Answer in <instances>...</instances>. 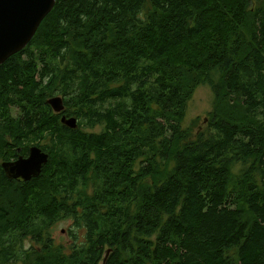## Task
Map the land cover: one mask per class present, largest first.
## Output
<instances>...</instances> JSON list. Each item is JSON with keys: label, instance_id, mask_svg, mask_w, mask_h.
<instances>
[{"label": "trees", "instance_id": "trees-1", "mask_svg": "<svg viewBox=\"0 0 264 264\" xmlns=\"http://www.w3.org/2000/svg\"><path fill=\"white\" fill-rule=\"evenodd\" d=\"M25 49L46 62L0 70L24 78L0 129L49 160L26 182L0 169V264H264V0H56ZM63 219L83 233L67 249Z\"/></svg>", "mask_w": 264, "mask_h": 264}, {"label": "water", "instance_id": "water-1", "mask_svg": "<svg viewBox=\"0 0 264 264\" xmlns=\"http://www.w3.org/2000/svg\"><path fill=\"white\" fill-rule=\"evenodd\" d=\"M55 3L56 0H0V65L28 46ZM47 104L57 114L65 110L62 96L50 97ZM61 123L75 129L78 120L76 117L63 115ZM48 160L49 154L46 151L32 146L27 157L4 163L3 167L9 178L26 182L38 177ZM108 254L109 252L106 253Z\"/></svg>", "mask_w": 264, "mask_h": 264}, {"label": "flooded vegetation", "instance_id": "flooded-vegetation-1", "mask_svg": "<svg viewBox=\"0 0 264 264\" xmlns=\"http://www.w3.org/2000/svg\"><path fill=\"white\" fill-rule=\"evenodd\" d=\"M35 54V55H34ZM37 54V55H36ZM40 52L38 51H32V50H26L23 49L22 51L14 54L13 56L9 57L4 63L0 65V70H4L7 65L11 66L12 64H19L18 66L20 68L24 67V62H37L38 68H40L41 65H43L46 60H41L39 57ZM34 56V58H32ZM32 58V59H31ZM22 64V65H21ZM19 74V72H18ZM38 77V76H37ZM19 84V85H17ZM24 85V78L21 76V74L18 75V81L15 83V81L10 79H2L0 77V104H8L6 107L7 109L4 110L5 116L3 118H0V126L2 124V119L4 121L7 120L8 117V111L11 115V121H15L17 117H20L19 108L16 103V99H9L8 95L12 94L13 91L17 89V87L21 88ZM53 111V110H52ZM54 112V111H53ZM55 113V112H54ZM2 113L0 112V116ZM7 115V116H6ZM19 133V134H16ZM3 136V138H1ZM17 136V137H15ZM31 142L30 139L24 138L23 133L18 132L16 130H1L0 129V169H2L4 176L6 178V181L9 180H15L9 178L7 175L3 164L4 163H12L17 161L20 157H27L29 155V149L32 146H37L34 143L27 145V143ZM26 146H29L28 150ZM26 149V150H25ZM12 151V152H11ZM9 153V154H8ZM15 154V155H14ZM16 157V158H15ZM18 181V180H15Z\"/></svg>", "mask_w": 264, "mask_h": 264}, {"label": "rangeland", "instance_id": "rangeland-1", "mask_svg": "<svg viewBox=\"0 0 264 264\" xmlns=\"http://www.w3.org/2000/svg\"><path fill=\"white\" fill-rule=\"evenodd\" d=\"M32 51L40 52V50L38 49H33ZM32 58H34V56ZM24 63L28 65L31 62L26 61ZM215 78H217V76ZM213 105H214L213 89L208 84L200 85L195 90L193 97L188 103L183 121V127L189 129L193 133L198 132L200 129H202L205 126L208 118V113L212 111ZM100 129L101 128L98 127L95 131L99 132ZM30 141L31 142L27 143V145L32 143L36 145V142H38L39 140H37L36 142H34L33 140ZM41 143L46 144L47 143L46 139L42 140ZM241 167H242L241 165H236L235 170H238ZM50 231H51L50 235L54 241V244L58 246H62L65 249L71 246L73 242L74 234L78 237L79 242L83 240V238L81 237L83 233L78 231L77 228H75L72 219L60 220L51 228ZM24 246L26 249H28L32 246L37 247L40 245L34 242L31 238H27L24 240ZM16 264H24V262H18Z\"/></svg>", "mask_w": 264, "mask_h": 264}, {"label": "bare ground", "instance_id": "bare-ground-1", "mask_svg": "<svg viewBox=\"0 0 264 264\" xmlns=\"http://www.w3.org/2000/svg\"><path fill=\"white\" fill-rule=\"evenodd\" d=\"M12 152V151H11ZM9 154V153H8ZM15 155V154H14ZM16 158V157H15ZM39 178V177H38ZM14 181V180H13ZM68 207V206H67ZM70 221V220H69ZM162 236V235H161ZM49 252V251H48ZM75 261V260H74Z\"/></svg>", "mask_w": 264, "mask_h": 264}]
</instances>
